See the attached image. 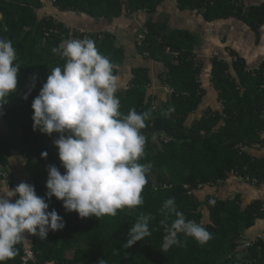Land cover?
<instances>
[{
	"label": "trees",
	"instance_id": "16d2710c",
	"mask_svg": "<svg viewBox=\"0 0 264 264\" xmlns=\"http://www.w3.org/2000/svg\"><path fill=\"white\" fill-rule=\"evenodd\" d=\"M162 1L129 0L128 10L153 13ZM49 2L60 11L71 10L92 17L113 18L123 12L121 0ZM43 5L42 0H0V37L12 42L17 53L16 63L20 65L17 91L0 109L7 131L1 130L7 133L6 137L0 132V181L11 157L15 153L23 157L29 173L24 182L34 185L37 195L49 204L48 211L56 210L65 223L62 230L49 231L46 240L26 234L27 244L36 253V260L26 264H264L262 240L247 238L244 234L264 216L263 201L254 200L242 208L239 195L222 200L212 193L201 200L197 193L200 186L215 184L236 172L258 178V184L264 182V156L254 158L240 148L261 141L260 132L264 131V64L250 70L243 58L236 55L231 65L237 77H233L229 63L215 58L211 79L224 100L223 111L206 112L188 125L189 116L199 108L204 94L200 83L201 64L195 52L199 39L185 29L169 30L164 25L149 23L138 50L163 63L166 71L160 80L173 87V95L152 108L147 99V86L151 82L147 68H133L130 83L134 85L116 93L123 114L131 109L150 114L141 130L146 144L145 156L139 162L150 168L142 192L144 203L118 211L114 217L80 218L78 213L66 211L63 201L46 195L49 166H56L61 174L66 171L54 144L60 134L49 136L33 130L32 103L51 70L63 67L66 62L52 49L58 48L62 37L73 30L55 17L40 19L36 9ZM177 5L181 10H201L207 20L241 15L254 30L264 22V7L245 9L239 0H177ZM74 31L84 37V31ZM106 37L101 41L106 51L99 52L115 66L117 74L116 66L123 62L125 51L115 45L112 35ZM26 94L28 98L24 99ZM160 132H165L171 140L162 144L155 141ZM44 152L47 158L42 157ZM169 198L175 199L177 210L187 219L201 224L211 234L206 244L200 245L195 239L180 234V246L163 249L165 231L159 223L163 218L160 209ZM203 210H208V220ZM141 214L154 217L149 222L151 235L125 248L129 230ZM174 219L171 216L169 223ZM246 241L250 246L237 247ZM27 244L24 238L16 245L14 258L4 264H24L22 257Z\"/></svg>",
	"mask_w": 264,
	"mask_h": 264
},
{
	"label": "clouds",
	"instance_id": "9594fccd",
	"mask_svg": "<svg viewBox=\"0 0 264 264\" xmlns=\"http://www.w3.org/2000/svg\"><path fill=\"white\" fill-rule=\"evenodd\" d=\"M143 30L140 34H144ZM139 34V35H140ZM137 36V43L138 37ZM66 62L55 67L34 99L33 130L52 136L66 169L49 166L47 197L63 201L68 212L80 218L116 216L118 211L143 205L142 192L147 183L148 165L139 161L145 156V136L141 130L149 113L128 114L120 111L118 77L114 65L103 56L91 39H70L52 49ZM10 40L0 38V109L17 91L20 65ZM27 94L24 99H27ZM47 158V152L41 154ZM15 202L11 198L16 197ZM39 197L34 185L21 182L14 189L0 181V264L14 258L16 245L26 234L46 240L49 231L65 227L56 210ZM159 221L164 228L163 249L180 246V234L206 244L211 234L201 224L189 220L177 210L175 199H167ZM174 220H169L171 216ZM151 214H141L131 226L125 248L150 236Z\"/></svg>",
	"mask_w": 264,
	"mask_h": 264
},
{
	"label": "crops",
	"instance_id": "0c3cea01",
	"mask_svg": "<svg viewBox=\"0 0 264 264\" xmlns=\"http://www.w3.org/2000/svg\"><path fill=\"white\" fill-rule=\"evenodd\" d=\"M43 1V0H42ZM123 12L120 16L113 18L92 17L89 15H80L75 12L60 11L57 6H54L48 0L43 1L44 5L36 9L40 19L42 17L52 16L58 21H64L73 30L70 35L62 37V42L70 39H76L82 35H76L74 31H85L96 37V47L99 51H106L105 44H102L104 39H107V34L113 36L115 45L124 48L125 56L121 65L116 66L118 77V91L127 90L131 85L130 80L133 76V68H147L151 82L147 88V99L151 101L152 108H157L162 102L172 97L174 89L170 84L163 83L160 80L161 74L166 71L163 63L155 59L148 58L146 54L140 53L137 43V36L143 31L147 30L148 24L155 23L158 26L164 25L169 30L182 29L191 32L194 37L199 39V44L195 49L196 59L201 64L200 83L204 90L203 100L197 109L199 111L196 116L193 112L187 124L190 125L195 119H199L206 112H222L224 108V100L220 96V91L212 82V67L213 60H223L231 66L230 72L233 77H237V73L232 67L233 58L237 55L243 58L245 66L252 70L257 69L261 64H264V22L254 30L252 26L241 17V15H230L223 18H214L211 20L205 19L201 10L180 9L177 5V0H164L159 4L157 11L149 13L146 11H137L131 13L128 10L129 0H121ZM242 7L251 9L252 7H264V0H239ZM0 13V17H1ZM3 38V37H0ZM92 40V39H91ZM61 42V43H62ZM60 43V44H61ZM103 49V50H102ZM239 83L236 80V86ZM244 90L245 88H240ZM196 110V111H197ZM264 115V114H263ZM2 118L0 114V125ZM157 137H154L161 144L167 143L171 140L165 132H160ZM168 139V141L162 140ZM261 141H256L250 146H240L242 150L250 153L254 158H261L264 156V131L260 132ZM18 165V171L21 176H18L17 183H13L12 178L13 164ZM21 162H23L24 168ZM12 169V170H11ZM15 169V167H14ZM17 171V172H18ZM13 172V173H12ZM239 176L243 178H252L249 175L240 173H232L228 178L220 180L212 185H203L197 189L198 196L201 200H206L210 194H214L222 200L234 199L237 195L241 198V206L245 208L254 200L263 201L264 209V182L260 184H252L249 181L239 180ZM29 177V173L25 167V160L16 153L14 159H10V163L4 168L1 181H9V187L15 188L21 182H24ZM256 178V177H253ZM258 179V178H257ZM16 197L11 198V202H15ZM205 219L208 217V210H203ZM208 220V219H207ZM264 233V216L258 218L255 224L244 231L247 238H257ZM33 236L31 234H27ZM27 235L25 242L27 244ZM31 246V244H27ZM36 256V253H35Z\"/></svg>",
	"mask_w": 264,
	"mask_h": 264
},
{
	"label": "built area",
	"instance_id": "2783aa9c",
	"mask_svg": "<svg viewBox=\"0 0 264 264\" xmlns=\"http://www.w3.org/2000/svg\"><path fill=\"white\" fill-rule=\"evenodd\" d=\"M43 1L45 2L46 0H43ZM51 1H52V2H56L57 0H51ZM64 35H65V34H63V36H64ZM143 38H144V34H140L139 37H138V44H141ZM84 39H91V35L89 36V35H87V34L85 33V34H84ZM162 140H164V141H168V139H165V138H162ZM238 179L241 180V181H249V182L252 183V184H257V183L259 182V180H258L257 178H249V177H247V178L245 179V178H243L242 176H239ZM8 182H9V181H8ZM257 238L261 239L262 242H263V244H264V233L260 234ZM248 246H250V242L246 241V242H244L243 244L238 245L237 247H238L239 249H242V248H244V247H248ZM22 258H23V260H24V264H26V263L29 262V261H34V260H36L35 252L33 251L32 246H28V245H27V247H26L25 250H24V255H23Z\"/></svg>",
	"mask_w": 264,
	"mask_h": 264
},
{
	"label": "rangeland",
	"instance_id": "374dc122",
	"mask_svg": "<svg viewBox=\"0 0 264 264\" xmlns=\"http://www.w3.org/2000/svg\"><path fill=\"white\" fill-rule=\"evenodd\" d=\"M104 48H105V46H104ZM1 112V111H0ZM196 112V113H195ZM194 113H195V115L197 116L198 115V113H199V111L197 110V111H195ZM2 129H4L5 131H6V127H4V123H2L1 125H0V132H1V130ZM7 132V131H6ZM2 133V132H1ZM7 133H4V131H3V133H2V135H3V137H6L7 135H6ZM155 139V138H154ZM155 141H157L156 139H155ZM14 159V156H12L11 157V160H13ZM12 164H13V170H16L15 171V173H16V175L13 173V175H14V177L12 178V180H13V183L15 184V182L17 183V178H18V176H21L20 175V173H19V171H18V165H15L13 162H12ZM21 164H22V167L24 168V165H23V162H21ZM14 167H15V169H14ZM12 170V169H11ZM18 171V172H17ZM153 179L156 181V177H155V175H153Z\"/></svg>",
	"mask_w": 264,
	"mask_h": 264
}]
</instances>
